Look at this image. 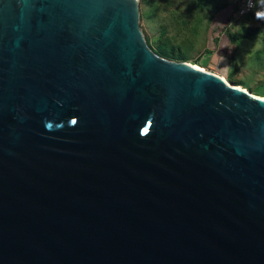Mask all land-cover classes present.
Here are the masks:
<instances>
[{
	"label": "water",
	"instance_id": "water-1",
	"mask_svg": "<svg viewBox=\"0 0 264 264\" xmlns=\"http://www.w3.org/2000/svg\"><path fill=\"white\" fill-rule=\"evenodd\" d=\"M0 264H264V101L135 0H0Z\"/></svg>",
	"mask_w": 264,
	"mask_h": 264
},
{
	"label": "rangeland",
	"instance_id": "rangeland-1",
	"mask_svg": "<svg viewBox=\"0 0 264 264\" xmlns=\"http://www.w3.org/2000/svg\"><path fill=\"white\" fill-rule=\"evenodd\" d=\"M235 1L137 0L138 30L159 58L201 66L264 99V0L248 18L236 17Z\"/></svg>",
	"mask_w": 264,
	"mask_h": 264
},
{
	"label": "built area",
	"instance_id": "built-area-1",
	"mask_svg": "<svg viewBox=\"0 0 264 264\" xmlns=\"http://www.w3.org/2000/svg\"><path fill=\"white\" fill-rule=\"evenodd\" d=\"M258 1L260 0H236L233 4L236 17H241L251 12Z\"/></svg>",
	"mask_w": 264,
	"mask_h": 264
},
{
	"label": "trees",
	"instance_id": "trees-1",
	"mask_svg": "<svg viewBox=\"0 0 264 264\" xmlns=\"http://www.w3.org/2000/svg\"><path fill=\"white\" fill-rule=\"evenodd\" d=\"M258 2L254 5V7H253V9L251 10V12L258 6ZM234 9V8H233ZM234 11V10H233ZM251 12H249L248 14H246V15H244V16H242V17H250L251 16ZM160 55H163V56H166V57H172L171 56V51L170 52H166L164 49H163V47L162 46H158V51H157Z\"/></svg>",
	"mask_w": 264,
	"mask_h": 264
},
{
	"label": "bare ground",
	"instance_id": "bare-ground-1",
	"mask_svg": "<svg viewBox=\"0 0 264 264\" xmlns=\"http://www.w3.org/2000/svg\"><path fill=\"white\" fill-rule=\"evenodd\" d=\"M135 1H137V0H135ZM186 66H188L189 68H192L193 70H197V71H200V69L198 68V67H196V66H190V65H188V64H185ZM216 76V75H215ZM218 78H220L221 80H223L224 82H226L224 79H222L221 77H219V76H217ZM237 88H239V87H237ZM240 90H242L243 92H246V91H244L243 89H241V88H239ZM253 96H255V95H253ZM256 98H258V99H260L261 101H264V99L263 98H260V97H258V96H255Z\"/></svg>",
	"mask_w": 264,
	"mask_h": 264
},
{
	"label": "crops",
	"instance_id": "crops-1",
	"mask_svg": "<svg viewBox=\"0 0 264 264\" xmlns=\"http://www.w3.org/2000/svg\"><path fill=\"white\" fill-rule=\"evenodd\" d=\"M223 47V46H222ZM221 49V48H220Z\"/></svg>",
	"mask_w": 264,
	"mask_h": 264
}]
</instances>
